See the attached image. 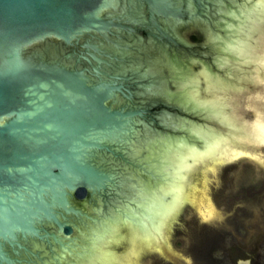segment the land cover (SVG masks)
Listing matches in <instances>:
<instances>
[{
  "label": "water",
  "instance_id": "95a60500",
  "mask_svg": "<svg viewBox=\"0 0 264 264\" xmlns=\"http://www.w3.org/2000/svg\"><path fill=\"white\" fill-rule=\"evenodd\" d=\"M255 54L264 0H0V264H133L200 177L264 171V145L218 161Z\"/></svg>",
  "mask_w": 264,
  "mask_h": 264
},
{
  "label": "rangeland",
  "instance_id": "374dc122",
  "mask_svg": "<svg viewBox=\"0 0 264 264\" xmlns=\"http://www.w3.org/2000/svg\"><path fill=\"white\" fill-rule=\"evenodd\" d=\"M254 70L250 83L257 84L253 78H258L261 70L258 66ZM244 92L246 96L235 97V101L242 122L254 121L253 129L258 123L264 124V116L256 117L255 111V104L264 109L256 96L263 90L244 88ZM235 149L244 155L243 149L238 146ZM207 176L200 177L188 190L185 205L162 232L160 245L148 243L149 250L143 254L145 248L133 264H264V171L254 162L236 161L225 167L221 184L215 191V184L209 182L207 186ZM210 199L216 215L203 222L197 207H205L207 200L213 207ZM165 247L177 257L176 261L163 254Z\"/></svg>",
  "mask_w": 264,
  "mask_h": 264
},
{
  "label": "bare ground",
  "instance_id": "6f19581e",
  "mask_svg": "<svg viewBox=\"0 0 264 264\" xmlns=\"http://www.w3.org/2000/svg\"><path fill=\"white\" fill-rule=\"evenodd\" d=\"M257 50H258V48H256L255 53L257 52ZM257 66L260 68L261 72H263V74H264V56H259V55L255 54V61L253 64V68L255 69V67H257ZM256 69H258V68H256ZM253 79L259 80L257 82V84L262 83V82H264V75L260 76V74H259L258 78H256V76H255ZM254 83H256V81H254ZM262 84H264V83H262ZM248 143L264 145V124L258 123L255 128L252 129V127H251L250 130L242 128V130L239 132L237 137L233 141H231L225 148H223L222 153L219 156L218 161L221 159H224L225 155H226L225 157H227V158H236V157L242 155V151L235 149V147L239 146V148H240L243 145H246ZM195 201H197V200H195ZM206 204L207 205L205 207L201 205L200 207H197V208H198L199 212L201 214H203L205 217H210L211 214H214L215 210L212 206L209 205L210 201ZM162 236H163L162 232L156 234L155 236H153L151 238L149 243L150 244L153 243V244H156L159 246L160 244L158 242L159 241L161 242Z\"/></svg>",
  "mask_w": 264,
  "mask_h": 264
},
{
  "label": "flooded vegetation",
  "instance_id": "af4514ba",
  "mask_svg": "<svg viewBox=\"0 0 264 264\" xmlns=\"http://www.w3.org/2000/svg\"><path fill=\"white\" fill-rule=\"evenodd\" d=\"M227 25H229V24H227ZM227 25H226V27H227ZM221 26H222V24H221ZM225 26V25H224ZM224 26H222V27H224ZM196 28V27H200V28H204V27H207L206 25H193V24H191L189 27H183L184 29L183 30H189L190 28ZM217 28L219 29V27L217 26ZM183 30H182V35H183ZM208 30H209V27H208ZM216 34H218V32L216 31L215 32ZM142 35L144 36V37H146V33L144 32V33H142ZM184 36V35H183ZM206 38H207V42H205L203 45H196L195 43H193L194 45H196V47L197 48H202V47H204V45L205 44H207L208 42H211V38H212V36H211V34L209 33V31L207 32V36H206ZM204 39V38H203ZM259 40V39H258ZM192 43V42H191ZM259 46H256V48H258ZM191 59H197V58H190L187 62L188 63H186L187 65H188V69H185V68H183V69H181V70H183V72H185V73H187V74H194L193 73V70H194V64L193 63H190L191 61ZM198 60V59H197ZM202 60H204V59H200V60H198V61H202ZM205 62H207V63H209V64H211V66L213 65V63L214 62H212L211 61V58L209 59V62H208V60H204ZM197 63V62H196ZM181 66V65H180ZM184 67V66H183ZM214 68V67H213ZM216 68V67H215ZM165 69L167 70V71H170L167 67H165ZM202 69H204V68H202ZM201 69V70H202ZM191 71V72H190ZM211 72H214L213 70H211ZM198 73H200V72H198ZM198 73H195V74H198ZM194 74V75H195ZM217 75V74H216ZM223 79V78H222ZM257 82L259 81V80H256ZM175 84V83H174ZM231 84V83H230ZM174 86V85H173ZM175 87V88H174ZM173 88L175 89V92L174 93H170V96L172 95V96H174L173 98H174V100H177V101H179L181 104H182V106H181V108L182 109H191V108H193V106H190L188 103V101L185 99V93H184V91H181V90H179V88H177V86H176V84H175V86H174ZM201 87V86H200ZM170 90H172V92H173V89H169V90H166L165 89V94L167 95V96H169V94H168V92H166V91H170ZM203 92H204V90H203ZM162 108H164L163 106H158V107H155L153 110H152V112H157V111H159L160 109H162ZM194 109V108H193ZM196 110V109H195ZM183 116V115H182ZM221 160H223V159H221ZM217 188H216V186H215V188H214V191L216 190ZM214 191H213V193H214ZM210 194V193H209ZM208 194V195H209ZM210 198V197H209ZM215 199V198H214ZM211 200V199H210ZM85 201L87 202V204H89L90 206H93L94 207V202L92 201V202H90L89 201V197H87L86 199H85ZM212 201V200H211ZM215 201V200H214ZM209 201L207 200L205 203H208ZM215 202H219L218 200H216ZM193 203H195V202H193ZM96 204V203H95ZM99 204V203H98ZM212 204H213V202H212ZM100 205L101 204H99V205H97L98 206V208H101L100 207ZM205 205H207V204H205ZM198 209V208H197ZM85 212L86 213H90L91 214V212H92V210H90V211H87V210H85ZM124 231V230H123ZM30 247V246H29ZM114 247V246H113ZM7 250L8 251H12L11 250V248L10 247H7ZM34 252L36 253L37 252V250L35 251L34 250ZM40 253H39V255H41V251H39ZM12 255V254H11ZM240 264V263H239Z\"/></svg>",
  "mask_w": 264,
  "mask_h": 264
}]
</instances>
